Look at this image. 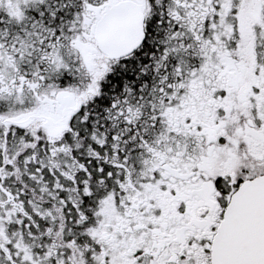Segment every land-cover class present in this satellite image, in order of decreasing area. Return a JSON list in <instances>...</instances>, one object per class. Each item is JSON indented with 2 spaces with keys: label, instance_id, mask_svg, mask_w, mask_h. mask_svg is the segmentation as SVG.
Wrapping results in <instances>:
<instances>
[{
  "label": "snow or ice",
  "instance_id": "snow-or-ice-1",
  "mask_svg": "<svg viewBox=\"0 0 264 264\" xmlns=\"http://www.w3.org/2000/svg\"><path fill=\"white\" fill-rule=\"evenodd\" d=\"M0 264H264V0H0Z\"/></svg>",
  "mask_w": 264,
  "mask_h": 264
}]
</instances>
